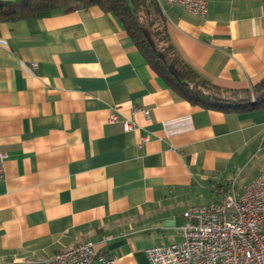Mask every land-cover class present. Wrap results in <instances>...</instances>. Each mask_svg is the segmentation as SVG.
I'll list each match as a JSON object with an SVG mask.
<instances>
[{
  "label": "crops",
  "instance_id": "1",
  "mask_svg": "<svg viewBox=\"0 0 264 264\" xmlns=\"http://www.w3.org/2000/svg\"><path fill=\"white\" fill-rule=\"evenodd\" d=\"M206 1L200 16L162 0L174 46L213 84L250 87L264 77V0ZM0 149V264L86 239L110 264H150L145 248L179 240L184 209L264 166V106L192 105L97 5L40 11L0 23Z\"/></svg>",
  "mask_w": 264,
  "mask_h": 264
},
{
  "label": "built area",
  "instance_id": "2",
  "mask_svg": "<svg viewBox=\"0 0 264 264\" xmlns=\"http://www.w3.org/2000/svg\"><path fill=\"white\" fill-rule=\"evenodd\" d=\"M167 5H180L203 16L206 0H163ZM162 5V0H158ZM33 68L37 63L33 61ZM142 113L147 115L148 110ZM117 119L115 114L110 121ZM123 127L134 123L123 120ZM146 140L141 137L138 146ZM6 153L0 149V177ZM214 198L190 204L182 212L180 239L145 248L150 264H264V166L240 189L235 178L216 188ZM110 264L113 256L96 250L92 240L86 239L55 252L40 264H91L94 259Z\"/></svg>",
  "mask_w": 264,
  "mask_h": 264
},
{
  "label": "trees",
  "instance_id": "3",
  "mask_svg": "<svg viewBox=\"0 0 264 264\" xmlns=\"http://www.w3.org/2000/svg\"><path fill=\"white\" fill-rule=\"evenodd\" d=\"M92 5L111 13L152 70L192 105L225 111L264 106V77L250 87L230 88L213 84L195 71L174 46L158 0H0V23L40 11H70Z\"/></svg>",
  "mask_w": 264,
  "mask_h": 264
}]
</instances>
